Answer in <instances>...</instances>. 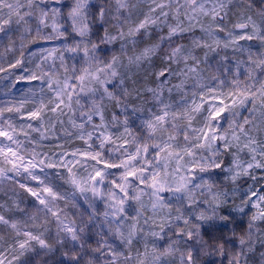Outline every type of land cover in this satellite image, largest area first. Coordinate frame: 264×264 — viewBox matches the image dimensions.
I'll list each match as a JSON object with an SVG mask.
<instances>
[{
    "label": "snow or ice",
    "instance_id": "1",
    "mask_svg": "<svg viewBox=\"0 0 264 264\" xmlns=\"http://www.w3.org/2000/svg\"><path fill=\"white\" fill-rule=\"evenodd\" d=\"M64 8L63 0H0V34L9 41L6 51L15 43L11 25L23 28L21 58L7 68L0 65V72L23 63L25 41L66 39L68 32L62 29L67 22L80 41L63 51L83 53L77 69L66 63L63 51L42 49L46 55L37 71L18 79L41 80V93L46 85L49 94L47 103L42 96L39 106L26 114L20 113L23 104L0 107V185L10 181L15 197L16 177L36 182L35 186L19 182V188L33 198L31 210L13 200L26 219L5 216L0 204V228L10 230L11 237L6 247H0V264H14L36 245L45 254L60 250L61 264H206L202 254L218 255L219 264L225 260L248 264L250 254L258 251L256 244L264 248V175L257 174L264 173V7L254 11L253 0H246V6L233 0H72L66 17ZM233 8L238 16L229 30L225 21ZM201 16L209 19L207 27ZM193 21L212 43L180 42L195 26ZM97 24L103 34L93 40ZM49 27L51 32L44 34L42 30ZM219 32L227 38L218 39ZM144 37L153 40L139 48ZM240 41H257L259 47L254 51ZM117 42L119 55L114 50L106 57L98 55ZM221 46L246 54V59L236 58L232 67L202 69L194 49L214 51ZM58 51L59 68L55 63L45 67L44 61ZM154 57L161 60L158 70ZM205 71L210 73L207 79ZM148 77H154L155 87H137ZM174 91L179 95L175 103ZM133 97L141 104L151 101L152 106L145 111L132 103ZM108 103L120 109L123 120L115 113L106 120ZM13 111L22 119L26 115L29 121L38 120L39 127L31 123L18 127L11 117L3 118ZM133 114L140 120L138 127L132 123ZM64 116L86 147L52 155L40 151L43 145L26 129L46 140L56 123L63 125ZM46 169L66 171V177L59 171L55 175L71 186V196L49 181ZM248 180L253 183L241 191V181ZM77 194L89 210L79 211ZM97 199L103 210L96 207ZM69 204L78 210L71 216L66 210ZM226 208L249 217L246 229L235 227V217L225 214ZM52 221L54 237L46 235ZM217 222L232 224L231 235H215ZM112 238L123 250L113 245ZM141 242L143 250L134 249ZM259 256L264 264V251Z\"/></svg>",
    "mask_w": 264,
    "mask_h": 264
},
{
    "label": "rangeland",
    "instance_id": "2",
    "mask_svg": "<svg viewBox=\"0 0 264 264\" xmlns=\"http://www.w3.org/2000/svg\"><path fill=\"white\" fill-rule=\"evenodd\" d=\"M140 1H141V3L143 2V0H140ZM134 2H135V0H134ZM165 2H166V0H165ZM180 2L183 3V0H180ZM239 2H240V0H233V4H239ZM64 3H65V8L68 9V7L72 4V0H64ZM145 10H146V8H145ZM233 13H235V14H233ZM233 13L229 17V26H227L225 24L226 28L229 30L232 29V23H234L236 21L237 16H238V13H236L235 8H233ZM181 19H183V17H181ZM199 19L205 27L208 26V23L210 22L208 18L201 16V17H199ZM168 22L174 24L175 20L170 18ZM193 24H195V26L191 29L190 32H185L183 34V38L180 39V42L187 45V46H191L193 39L207 41L208 43H212L211 39L209 37H207L206 34L201 30L200 25L196 24L195 21H193ZM184 26L185 27L188 26V21L186 19L184 20ZM97 29H99V31H97ZM94 30L97 34L93 37V40L96 39L97 35L103 34L102 29L98 28V26H95ZM164 31L166 33L167 29L165 28ZM237 31H239V30H237ZM216 35H217V38L220 40H224L227 38L226 33H224V32H219ZM152 40H153L152 37H144L143 40L140 42L139 48H142L145 45L151 43ZM243 42L244 41H240V44L243 45ZM243 46H245V45H243ZM115 49L120 50L119 42L115 43L114 45H109L106 48H102V50L100 52H98V55H100L102 57L109 56L108 52L110 53L112 50H115ZM206 52L208 53L207 57H205ZM232 52H233V54H240L239 52H234L233 48L231 49V47L225 49L222 46L220 48L215 49L214 51H209L208 49L202 48V47L194 49V54L196 56H198L199 60L201 61L200 67L202 69L207 66L204 63L205 60L210 62V60H212V58L218 56L219 54L221 55V57L228 56V55L232 56ZM131 54H132L131 52L127 53V55H131ZM153 61H154V64L156 66V70H158L159 67L161 66V60L157 57H154ZM125 63H127L126 59H125ZM172 67H173V69H175L177 67V65L173 64ZM179 67H183V64L179 65ZM29 75H30V73H28V76ZM202 75L204 76L205 79H207L209 77L210 73L208 71H205L202 73ZM141 76H143V73H141ZM153 80H154V77H148V79L145 82L141 83L140 85H137V87L143 88L145 86V84L149 87H155V84L152 82ZM176 82H178V81L175 78H173V83H176ZM191 85H192V81H189V90H191ZM128 87L129 88L132 87L131 81H128ZM224 90L227 91V89H224ZM144 95L150 96V94L146 93V92L144 93ZM164 97L166 100L168 99L167 92H165ZM171 99H172V102L175 103V102L179 101V95L174 91ZM132 103H135L137 105V107H142L146 111L148 108H150L152 106L153 102L150 101L148 103L141 104L140 101L135 100L133 97ZM21 104H23V107L20 109V113H25V114L27 112L33 110L35 107L39 106V103L27 104L26 101H20V102H17V104L6 103L5 105L6 106H19ZM5 105H0V107H5ZM130 107H131V105H130ZM205 107H207V105H205ZM65 111H67V110H65ZM20 113L15 112V111L5 112L3 115V118L11 117L13 123L15 125H17L18 127L22 124L26 125L27 123H31L33 125V127H39L40 122L38 120L29 121V120H27L26 115L22 119ZM245 114H247V113H245ZM48 115L52 116L53 114L48 113ZM116 115H118L120 117V119L123 120V115H121V111L119 108L117 110ZM224 115L227 116L228 115L227 112ZM105 117H106V120L111 121V117H109L108 114ZM62 119L64 121L63 126L65 128H67L66 131L70 135L69 138H67L66 135H64L66 133V132L64 133L65 129H63L62 131H57V132H54L55 129H52V131L48 133L49 138L46 140L40 139V133L39 132H33V131H31V129H26V131H28L30 133L31 139L38 140V141H40V144L43 145V147L39 148L40 151H42L44 153H48L49 155H52L53 153H59L60 151H62L64 149L65 150H74V149L79 148V149L83 150L86 147V145L83 143V141L77 139L76 136H74L76 133H75L74 129H72L71 124L68 122V117L64 116V117H62ZM77 122L79 123V120H77ZM132 123L136 127L139 126L140 120L137 118V114H133ZM45 128H47V122H45ZM72 131H74V132H72ZM52 132H54L55 135H52ZM20 139H24V137L20 136ZM45 171H47L49 173V181H51L54 185L58 186L59 190L61 192L67 193L69 196H71V193H72L71 186L69 184H66L64 182V180L60 178V176L55 175V173L57 171H59V172L63 173V175L66 177L67 173L65 170H63V169H46ZM257 174L258 175H264V173H260V172H258ZM16 180L18 181V183L15 185V192L18 194V196H15V197L12 196V188L10 187L11 182L10 181H4L3 184L0 185V204H3L5 206V208L3 210V214L5 216H9L15 220H23V219H26V217L24 216L23 213H21L15 209V207L13 205V200L18 199V200L22 201L21 207H26L29 210H31L33 207V198L31 196H29L26 192H24L22 189L19 188V182H23V183L29 184L31 186H35L36 182L32 181L30 178H26V176L16 177ZM219 182L221 184L224 183L222 176L220 177ZM241 183L243 184V189H241V191H243L244 189H246L248 187V185L252 184L253 182L251 180H248L247 183H244L243 181H241ZM262 183H264V181H262ZM256 187L259 188L260 184H257ZM226 188L230 189L231 184L230 183L227 184ZM77 196L79 197V194H77ZM10 197H11V199H10ZM77 203L80 206L79 207L80 211L89 210L87 204L84 203L82 197H79ZM235 203L236 204L240 203L239 195H237V197L235 198ZM61 205L63 206L62 201H61ZM68 207L71 209H74L71 207L70 204ZM96 207L103 210V203L99 199L96 200ZM229 207H231V202L229 204ZM15 210L17 213L15 212ZM74 210H76V209H74ZM224 211H225V214H230L233 217H235V224L237 225L236 226L237 229H246L247 221L249 218L248 216H241L239 213H235V212L229 213L227 208L224 209ZM217 224L219 225V228H223V227L228 228V231H230V232H228V233L224 232L225 236L231 235V230L233 227L232 228H230V227L232 224L224 225V224H221L219 222H217ZM47 227H48V229L50 227H52V233L49 232L50 234L46 233V235L54 237L55 231H56L55 222L52 221L50 224L47 225ZM32 230L33 231H39L40 229H32ZM4 231L8 234V232L10 230H4ZM149 239H151V238H149ZM10 241H11L10 236L4 237V241L0 242V247H6L7 243H10ZM92 243L94 246V240L92 241ZM158 243L164 244L163 241H160ZM118 244H119L118 245L119 247H121V248L123 247L122 245H120L119 241H118ZM135 247H139L140 250L142 251L143 250V243L141 242L139 245H134V249H135ZM256 247H257L258 251L254 254H250L248 264H261L259 251H264V248H261L259 243L256 244ZM43 251H45V250L40 249V247L38 245H36L34 247V250L25 253V255L23 257H21L19 260L14 261V264H22L24 262V260L28 261L26 263H31L30 262L31 259L34 258L35 256L40 255V253ZM203 256L208 257V255L202 254V256H201L202 261H203ZM216 258L220 262L221 257H216ZM26 263H23V264H26ZM224 264H227L226 260H225Z\"/></svg>",
    "mask_w": 264,
    "mask_h": 264
},
{
    "label": "trees",
    "instance_id": "3",
    "mask_svg": "<svg viewBox=\"0 0 264 264\" xmlns=\"http://www.w3.org/2000/svg\"><path fill=\"white\" fill-rule=\"evenodd\" d=\"M49 2H51V0H49ZM93 2H95V0H93ZM63 4L65 6L64 0H63ZM239 4H245L246 6V0H240ZM260 7H264V1L263 0H253V10L254 11L258 10ZM67 10L68 9L64 8L65 17L67 15ZM231 15L232 13H230V16ZM32 23L34 26L35 21H32ZM69 24L70 22L65 23L64 29H62V30L66 29L68 32V36L66 39L60 38V39H56L52 41H38L36 43H30L28 41L24 42L23 63L16 68L9 69V71L0 72V105H5L6 103L17 104V102H20V101H26L27 104L39 103L42 96L44 98V102L47 103L49 94L46 91V85H44L45 92L41 93L40 91L41 86H42L41 80H28V79L19 80L18 77L20 76L27 77L28 73L31 74L37 71L36 65L43 60V55H46V53L42 54V49L55 48V49H59L63 51L66 45L72 46L80 41V37L72 32V29L69 26ZM225 24L229 26V19L225 21ZM96 26L100 28L98 24ZM42 31L44 34H48L51 32V28L49 27V28L43 29ZM22 32H23L22 27L18 28L15 24L11 25V31L9 34L11 35L12 40L15 43L14 45H12V50L10 51H6V48L9 46V41L3 36V34H0V65L4 66L5 68H7L10 63H15L17 59L21 58L20 51H21V33ZM96 34L97 33L95 32V30H93L92 39ZM33 35H34V32H33ZM249 44L253 46L254 51L257 50V48L259 47L257 41H244L243 42V45H245V47H247ZM129 48H131V45H129ZM61 51L54 53L52 59L44 61V66L48 67V66H51L53 63H55V66L59 68L60 61L58 57L61 54ZM114 51L116 52V54L119 55L118 49H115ZM33 53H35L36 55L33 56ZM110 53L108 52L109 55ZM63 55L65 57L66 63L70 67L73 64H75L76 68L79 69V67L81 66V57L83 56L82 52L71 53V52L63 51ZM223 57H227V60H222V57L219 54L218 56L212 58L210 62L205 60L204 63L207 65V67H209L212 70L216 69L220 64H227L228 66L232 67L234 66L236 58L246 59V54L244 56H241L240 54H233L232 52V56L228 55V56H223ZM25 68L28 69L27 72L24 71ZM59 75L61 78H63L62 69L60 70ZM117 110L118 108L113 103H108L107 108L105 110V116H107L108 114L109 117H112V114L113 113L116 114ZM95 120L96 122H98V118H95ZM54 129H55L54 132L62 131L63 129H65L64 133L65 132L67 133L66 131L67 128H65L60 123H56ZM74 131L77 134V130L74 129ZM66 133L64 135H66V137L69 138L70 135ZM76 134L74 136H76ZM66 210L68 211L70 216L72 215L73 212L78 211L77 209L74 210L69 207H67ZM236 226L237 225L235 224V227ZM232 227L233 225H231L230 228ZM214 228L216 229L214 233L215 235H220L221 233L224 234V232L225 233L230 232L228 231V228H225V227L219 228V225L217 223L215 224ZM206 230L210 234H213V229L207 228L206 226ZM49 232L52 233V227L49 228ZM49 232L48 234H50ZM0 235H3L4 237H9L8 234L2 228H0ZM111 242L113 243L115 247H117L120 250H123V247L121 248L118 246L119 245L118 240L112 238ZM216 257H219V256L215 254L211 256L208 255V257L203 256V261L206 262V264H219V260ZM62 260H63V257L61 256V252L60 250L57 249L47 254H45V251H43L40 253V255L32 258L30 261L31 263H26L28 262L27 260H24L23 263H26V264H33V263L34 264L35 263L36 264H61Z\"/></svg>",
    "mask_w": 264,
    "mask_h": 264
}]
</instances>
